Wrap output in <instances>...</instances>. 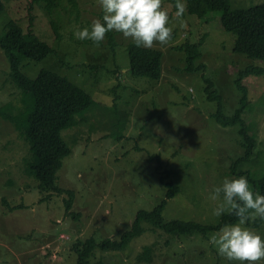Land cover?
Listing matches in <instances>:
<instances>
[{
    "label": "rangeland",
    "instance_id": "rangeland-1",
    "mask_svg": "<svg viewBox=\"0 0 264 264\" xmlns=\"http://www.w3.org/2000/svg\"><path fill=\"white\" fill-rule=\"evenodd\" d=\"M6 1L8 13L0 16V33L7 15L27 28L29 0ZM171 1L161 0V6L169 13L171 39L165 45L154 41L152 46L163 51V76L158 81L130 75L124 46L131 40L119 33L116 53L106 45V37L102 41L105 44L77 45L74 30L90 25L101 16L97 0H77L78 9L73 1L60 0L59 7L51 14L44 5L35 6L34 32L57 46L59 52L41 62H23V71L34 78L42 68H49L68 77L92 94L97 101L94 113L99 112L100 117L92 116L94 108L90 109L87 122L62 132L68 143L72 140V152L64 158L58 172V184L75 193L69 210L65 206L66 193L46 199L45 193L35 187L36 181L28 180L29 185L22 178L19 169L21 157L27 153L26 146L13 125L0 117V264H76L68 249L77 237L76 232L73 236L76 223L69 211L82 220L79 236L117 237L139 209L152 208L164 196L160 176H166L167 172L166 180L180 185L181 191L168 200L163 212L165 218L218 222L220 216H214L213 209L222 202V194L212 200L211 189L227 177V167L243 154L244 148L237 126H223L211 116L218 102L208 98L203 75L213 78L223 96L224 111L231 114L239 106L241 96L233 84L236 70L250 63L263 64L233 53L235 34L223 28L220 11L210 12L205 18L188 14L176 18L172 15L175 10ZM230 1L233 7L264 2ZM52 19L59 27L61 40L56 39ZM201 38V49L206 53L203 60L209 67L204 74L190 75L181 69L185 49L198 44ZM91 63L106 68L97 72V81L89 67ZM117 66L122 70L120 80L114 73ZM8 75V58L0 47V106L16 101L19 95ZM245 83L250 103L243 117L248 128L257 132L256 147L261 152L241 168L262 176L264 77L250 76ZM114 87L121 96L117 109L113 107ZM104 119L115 123L108 127ZM123 127L124 136L116 139L114 136ZM108 132L111 135L106 136ZM150 154H159L160 159H149ZM10 176L16 179L15 185H7ZM246 226L264 236V231L255 230L252 224ZM167 239L166 233L147 231L125 249L102 252V257L106 264H228L208 239L199 235L169 238L165 245ZM154 241L158 245L153 261L139 263L138 253L145 244ZM257 264H264V259Z\"/></svg>",
    "mask_w": 264,
    "mask_h": 264
},
{
    "label": "trees",
    "instance_id": "trees-1",
    "mask_svg": "<svg viewBox=\"0 0 264 264\" xmlns=\"http://www.w3.org/2000/svg\"><path fill=\"white\" fill-rule=\"evenodd\" d=\"M71 1H73L75 9H78L79 3L77 0ZM171 2H173V9L175 10V0ZM184 3V16L195 15L198 18H205L210 12L220 11L223 28L235 34L233 53L263 64L250 63L236 70L233 84L241 96L239 106L231 114L224 111L223 96L215 86L213 78L211 80L209 77L203 76L207 83L205 88L208 98L218 102V108L211 116L223 126H237L241 137V145L244 148L243 154L234 159L227 167L226 176L232 178L243 175L248 179L249 185L254 191L264 193V174L259 176L252 173L249 168H241L243 163L253 161L261 152L256 147L257 132H253L248 128L243 114L250 103L249 89L245 79L250 76L264 77V2L249 7H233L230 0H184ZM36 5H44L51 14L59 7L60 0H29L27 10L30 21L27 28H24L17 19L10 15L5 16L2 20L4 30L0 33V47L9 62L8 80L17 87L19 95L16 101L11 100L0 106V117L13 125L19 138L26 146L27 153L21 157L22 167L19 169L22 172V178L29 185L28 180L36 181L37 185L35 187L40 192L45 193L44 198L46 199L53 194L66 193L68 198L65 199V206L69 210L75 193L70 188L58 184V172L62 168L64 158L72 152L70 146L72 140H68V143L63 138L62 132L65 129L87 122V111L93 109L97 105V101L91 93L55 70L42 68L34 78L23 71V62H41L49 55L58 54L59 52L57 46L50 45L48 41L43 40L34 32L36 17L33 10ZM4 12H7V1L0 0V16ZM78 13L77 16H79ZM51 26L56 39L61 40L59 27L53 19ZM105 37L107 39L106 45L113 53H116L119 46L116 38L117 33L107 32ZM74 40L77 45L83 46L88 45L89 42L92 44H105L102 41L94 43L91 40L81 41L76 38ZM201 46H203V38L198 44L194 43L189 47L186 46V55L183 59L184 66L181 69L187 71L190 75L204 74L207 67H209L205 64L206 61L203 60L206 53L201 49ZM125 49L129 57L128 70L130 75L142 76L157 81L162 78V50L153 47H136L131 41L124 46ZM99 53L100 51L97 50L96 54ZM61 62L66 66L63 59H61ZM71 67L72 65H69V68ZM89 67L94 71V81L98 80L97 72L106 69L103 65L96 63L89 64ZM115 68L117 69L114 70V73L117 79L120 80L122 70L118 66ZM112 90L114 93L113 107L117 109L119 108L118 101L121 96L117 93L115 87ZM94 112H97L95 108L91 112L92 116L95 118L100 117L99 112ZM104 121L108 127L115 123H111L107 119H104ZM120 129L119 134L112 135L116 139H121L124 136L126 129L124 127ZM108 135H111V133L108 132L106 136ZM154 157L157 160L160 159L159 154L149 155V159ZM160 166L161 163L157 167V171L160 170ZM168 176L169 172L166 176H160V180L165 187L164 196L152 208L139 209L131 223L117 237L103 236L99 238L95 234L87 237L79 236L78 233L83 224L82 220L78 214L69 211V215L73 216L76 223L75 231L72 229L73 236L77 233V237L70 242L68 249L75 256L76 264H106L102 252L125 249L134 238L147 231L160 235L166 233L168 239L165 241V245H168L169 238L199 235V238L203 237L207 240L209 235L217 231L222 224L235 221L236 218L227 212L218 217L217 223H204L194 219L165 218L163 212L168 200L181 191L180 185L166 180ZM16 182L13 176L7 179V185H15ZM23 183L25 184V182ZM4 201L5 199H3ZM14 208L11 207L12 210ZM250 224L256 228L255 230L264 231V221L257 218L246 222V225ZM157 245V241L145 244L136 256V260L139 263H151L156 254Z\"/></svg>",
    "mask_w": 264,
    "mask_h": 264
},
{
    "label": "clouds",
    "instance_id": "clouds-1",
    "mask_svg": "<svg viewBox=\"0 0 264 264\" xmlns=\"http://www.w3.org/2000/svg\"><path fill=\"white\" fill-rule=\"evenodd\" d=\"M97 3L101 16L74 30L76 39L99 43L107 32H116L143 48H151L154 41L165 45L171 39L169 13L161 6V0H97ZM184 13V0H175L172 15L179 18ZM221 194L222 202L213 209V215L227 212L236 219L212 232L208 243L228 264H257L264 259V236L247 227L246 222L257 218L264 221V193L254 191L241 175L225 177L218 186H213L209 198L217 200Z\"/></svg>",
    "mask_w": 264,
    "mask_h": 264
}]
</instances>
